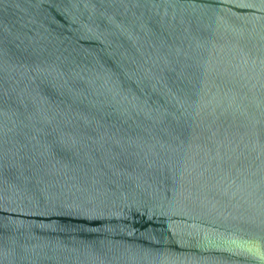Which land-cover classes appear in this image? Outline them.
I'll list each match as a JSON object with an SVG mask.
<instances>
[{"label":"water","instance_id":"obj_1","mask_svg":"<svg viewBox=\"0 0 264 264\" xmlns=\"http://www.w3.org/2000/svg\"><path fill=\"white\" fill-rule=\"evenodd\" d=\"M0 264H264V0H0Z\"/></svg>","mask_w":264,"mask_h":264}]
</instances>
